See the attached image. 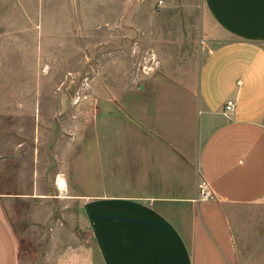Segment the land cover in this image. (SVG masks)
I'll list each match as a JSON object with an SVG mask.
<instances>
[{
  "label": "crops",
  "instance_id": "1",
  "mask_svg": "<svg viewBox=\"0 0 264 264\" xmlns=\"http://www.w3.org/2000/svg\"><path fill=\"white\" fill-rule=\"evenodd\" d=\"M202 5L195 69L163 63L159 77L142 72L132 98L96 97L92 160L72 194L88 264H264V238L238 239L226 207L264 203V0ZM200 179L209 199L198 198ZM19 195L0 185V264H20L8 216Z\"/></svg>",
  "mask_w": 264,
  "mask_h": 264
},
{
  "label": "rangeland",
  "instance_id": "2",
  "mask_svg": "<svg viewBox=\"0 0 264 264\" xmlns=\"http://www.w3.org/2000/svg\"><path fill=\"white\" fill-rule=\"evenodd\" d=\"M204 17L202 0H0V185L20 194L8 205L20 264H88L72 194L92 160L96 97L132 98L163 63L195 69ZM226 207L238 239L264 238V203Z\"/></svg>",
  "mask_w": 264,
  "mask_h": 264
},
{
  "label": "built area",
  "instance_id": "3",
  "mask_svg": "<svg viewBox=\"0 0 264 264\" xmlns=\"http://www.w3.org/2000/svg\"><path fill=\"white\" fill-rule=\"evenodd\" d=\"M233 106H234V101L231 99L227 100L224 105V111L225 112L231 111ZM197 187L199 191V197H198L199 199L205 200V199H209L212 196L211 189L206 180L204 179L199 180Z\"/></svg>",
  "mask_w": 264,
  "mask_h": 264
},
{
  "label": "bare ground",
  "instance_id": "4",
  "mask_svg": "<svg viewBox=\"0 0 264 264\" xmlns=\"http://www.w3.org/2000/svg\"><path fill=\"white\" fill-rule=\"evenodd\" d=\"M59 187H62L64 185V180L60 177L58 178V181H57Z\"/></svg>",
  "mask_w": 264,
  "mask_h": 264
}]
</instances>
